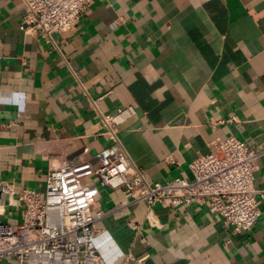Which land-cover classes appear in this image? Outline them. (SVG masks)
Returning <instances> with one entry per match:
<instances>
[{
	"label": "crops",
	"instance_id": "0c3cea01",
	"mask_svg": "<svg viewBox=\"0 0 264 264\" xmlns=\"http://www.w3.org/2000/svg\"><path fill=\"white\" fill-rule=\"evenodd\" d=\"M24 6L0 0V185L45 191L52 168L109 156L151 183L191 178L209 143L234 135L262 151L264 188V0H93L54 42L21 28ZM120 107L135 112L114 140L103 114ZM124 200L108 188L96 198L104 264H264V200L256 226L235 234L205 205ZM0 204L22 222L1 186Z\"/></svg>",
	"mask_w": 264,
	"mask_h": 264
},
{
	"label": "built area",
	"instance_id": "2783aa9c",
	"mask_svg": "<svg viewBox=\"0 0 264 264\" xmlns=\"http://www.w3.org/2000/svg\"><path fill=\"white\" fill-rule=\"evenodd\" d=\"M93 0H25L21 28L38 32L48 42L73 29ZM135 112L120 107L103 114L109 137L117 139V126ZM236 118L232 119L235 120ZM262 151L237 136L216 138L207 153L196 157L192 177L178 176L151 183L144 169L125 158L109 156L96 163L80 161L52 168L45 191H16L10 183L1 189L14 204H23L22 222L5 221L0 204V260L20 264H104L95 242V223L104 215L94 213L101 188L122 190L124 205L144 201L150 208L168 201L173 209L205 205L220 216L231 234L252 230L262 216L264 188L255 184L257 160ZM96 178L97 183L89 182Z\"/></svg>",
	"mask_w": 264,
	"mask_h": 264
}]
</instances>
